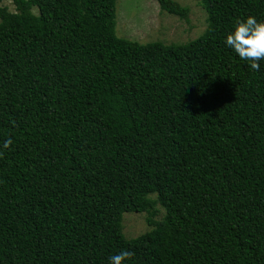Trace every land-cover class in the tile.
<instances>
[{
	"label": "trees",
	"instance_id": "16d2710c",
	"mask_svg": "<svg viewBox=\"0 0 264 264\" xmlns=\"http://www.w3.org/2000/svg\"><path fill=\"white\" fill-rule=\"evenodd\" d=\"M10 1L0 264H264V61L223 42L264 0H199L206 29L178 45L118 37L117 0ZM128 212L150 230L126 239Z\"/></svg>",
	"mask_w": 264,
	"mask_h": 264
},
{
	"label": "rangeland",
	"instance_id": "374dc122",
	"mask_svg": "<svg viewBox=\"0 0 264 264\" xmlns=\"http://www.w3.org/2000/svg\"><path fill=\"white\" fill-rule=\"evenodd\" d=\"M187 7V20L161 11L155 0H117L116 1V35L121 38L147 44L161 42L166 45L184 44L201 36L206 29V13L199 0H174ZM9 12H14L10 0L0 4ZM33 13H37L33 9ZM159 215L162 209L158 207ZM144 213L128 212L122 215V232L126 239H134L148 232Z\"/></svg>",
	"mask_w": 264,
	"mask_h": 264
},
{
	"label": "clouds",
	"instance_id": "9594fccd",
	"mask_svg": "<svg viewBox=\"0 0 264 264\" xmlns=\"http://www.w3.org/2000/svg\"><path fill=\"white\" fill-rule=\"evenodd\" d=\"M223 42L240 60L249 62L251 71H260V62L264 61V21H258L254 16L237 19ZM12 144V139L8 138L3 142V148L10 149ZM134 255L127 249L119 251L108 257V264H126Z\"/></svg>",
	"mask_w": 264,
	"mask_h": 264
}]
</instances>
